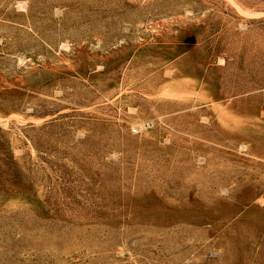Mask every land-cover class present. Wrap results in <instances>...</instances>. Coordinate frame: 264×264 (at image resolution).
Wrapping results in <instances>:
<instances>
[{
  "label": "rangeland",
  "instance_id": "374dc122",
  "mask_svg": "<svg viewBox=\"0 0 264 264\" xmlns=\"http://www.w3.org/2000/svg\"><path fill=\"white\" fill-rule=\"evenodd\" d=\"M0 264H264V0H0Z\"/></svg>",
  "mask_w": 264,
  "mask_h": 264
}]
</instances>
